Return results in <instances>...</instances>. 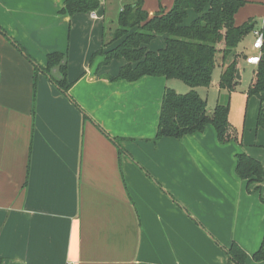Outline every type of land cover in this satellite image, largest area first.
<instances>
[{
	"label": "crops",
	"instance_id": "obj_1",
	"mask_svg": "<svg viewBox=\"0 0 264 264\" xmlns=\"http://www.w3.org/2000/svg\"><path fill=\"white\" fill-rule=\"evenodd\" d=\"M65 1L0 0V27L28 57L44 67L47 54L65 53L68 80L83 75L70 100L40 72L34 96L33 64L0 36V264H235L226 252L232 243L255 264L264 181L260 194L247 193L232 169L239 152L264 169V144L233 150L212 126L153 143L170 80L110 82L105 76L123 61L89 62L116 28L107 26V10L119 2L120 12L124 1L101 0L96 11L70 17L59 14ZM243 1L234 25L251 21L264 40V0ZM173 3L143 0V10L151 18ZM194 18L189 11L185 23ZM252 42L237 49L238 84L245 67L253 74L245 95L255 76L244 62L258 53ZM163 46L157 38L148 49ZM222 65L218 55L219 75ZM109 137L122 139L127 154Z\"/></svg>",
	"mask_w": 264,
	"mask_h": 264
},
{
	"label": "trees",
	"instance_id": "obj_2",
	"mask_svg": "<svg viewBox=\"0 0 264 264\" xmlns=\"http://www.w3.org/2000/svg\"><path fill=\"white\" fill-rule=\"evenodd\" d=\"M122 1L124 4L118 13L116 28L107 39L103 35L102 45L92 54L90 64L97 57L102 58L98 68L107 66L112 61H123L124 64L115 75L105 76L110 82L124 80L132 83L143 77H162L166 80H179L189 88L184 94L169 87L163 90L156 133L151 140L153 143L164 138L180 140L185 136L203 133L207 126L213 127L219 143L230 142L233 136L228 121L229 103L219 101L210 112L206 100L200 97L196 89L209 87L218 55H221L223 62L218 83L219 92L230 93L238 84L236 75L241 54L237 53V49L243 39L254 30L251 21L240 26L234 25V15L244 1L174 0L170 10L151 18L143 10V0ZM100 5L101 0H66L59 14L70 17L92 13ZM189 11L193 12L195 18L186 24ZM0 36L7 38L33 64L34 96L36 76L41 72L62 93L70 97L71 88L83 75L75 81L68 80L67 54H47L46 64L42 67L28 57L23 48L12 41L1 27ZM157 38L164 39V46L156 50L148 49ZM262 52L264 53V44ZM246 96L258 100L256 125L264 131L262 57L255 68V76ZM109 138L117 146L119 155L127 154L120 144L122 139ZM234 173L237 178L246 181L249 192H261L264 169L259 161L239 152L235 155ZM226 252L233 263L245 264L247 254L236 243H232ZM252 260L255 264H264V244L252 254Z\"/></svg>",
	"mask_w": 264,
	"mask_h": 264
},
{
	"label": "rangeland",
	"instance_id": "obj_3",
	"mask_svg": "<svg viewBox=\"0 0 264 264\" xmlns=\"http://www.w3.org/2000/svg\"><path fill=\"white\" fill-rule=\"evenodd\" d=\"M107 3H109V1ZM118 3L119 2L113 4L111 11L107 10L106 12L107 26H111L112 28L116 27V21H117V16H118L120 7H115V6ZM108 8H109V4L107 6V9ZM243 42L247 44L246 46L251 44L252 42L251 36L247 35L243 39ZM151 47H154V44ZM239 63H240V60H239ZM242 72H243V77H244V79L242 80V83H239L238 85H236L235 88L230 93L222 91L220 92V95H219L218 83H219L220 75H219L218 67H215V69L213 70L212 77H211V83L209 87L207 88L199 87L196 89L200 97L206 100L207 109L210 112L212 111V109L215 107V105L219 101L220 103L221 102L225 104L229 103L228 121H229L230 130H231V134L233 138L228 143L232 145L233 150L236 149V146L240 148L245 147L248 149H252V146L255 144L254 142H257V143L260 142L264 144V131L261 129H257V125H256L257 101L254 97L248 98L244 94V91L246 90V83L250 80L249 77L252 73L250 71V68L248 67H245V69H243ZM168 87L171 89H175L176 92L179 94H184L189 91V88L183 82L179 80H170L168 83ZM256 134H258V136H256ZM227 147L231 148V146H227ZM234 154L235 153L233 151L232 159H233ZM233 170L234 169H232V171ZM250 189L252 190V187H250ZM246 192L252 193V192H249L247 186H246ZM253 193H257V192H253ZM257 194H260V193H257ZM261 201L264 202V198H261Z\"/></svg>",
	"mask_w": 264,
	"mask_h": 264
},
{
	"label": "built area",
	"instance_id": "obj_4",
	"mask_svg": "<svg viewBox=\"0 0 264 264\" xmlns=\"http://www.w3.org/2000/svg\"><path fill=\"white\" fill-rule=\"evenodd\" d=\"M252 34H253L254 40L251 46H252V49L254 51H257L258 53L254 55L246 56L244 58V62L246 65L257 66L261 60V51H262V47L264 44V40H263V36L261 32L258 29L253 30Z\"/></svg>",
	"mask_w": 264,
	"mask_h": 264
},
{
	"label": "water",
	"instance_id": "obj_5",
	"mask_svg": "<svg viewBox=\"0 0 264 264\" xmlns=\"http://www.w3.org/2000/svg\"><path fill=\"white\" fill-rule=\"evenodd\" d=\"M236 79H237V80L239 79V75H238V73H237V75H236Z\"/></svg>",
	"mask_w": 264,
	"mask_h": 264
}]
</instances>
